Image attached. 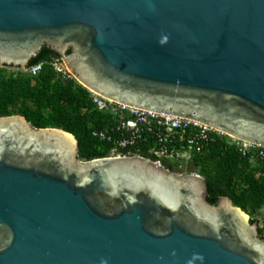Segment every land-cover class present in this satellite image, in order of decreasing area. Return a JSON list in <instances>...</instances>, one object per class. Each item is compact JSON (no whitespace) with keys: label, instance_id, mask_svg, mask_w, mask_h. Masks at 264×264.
Masks as SVG:
<instances>
[{"label":"water","instance_id":"95a60500","mask_svg":"<svg viewBox=\"0 0 264 264\" xmlns=\"http://www.w3.org/2000/svg\"><path fill=\"white\" fill-rule=\"evenodd\" d=\"M44 46L102 97L264 147V0H0V65ZM78 155L0 117V264H264L258 223L203 176Z\"/></svg>","mask_w":264,"mask_h":264},{"label":"trees","instance_id":"16d2710c","mask_svg":"<svg viewBox=\"0 0 264 264\" xmlns=\"http://www.w3.org/2000/svg\"><path fill=\"white\" fill-rule=\"evenodd\" d=\"M60 57L44 46L29 65L42 62L35 76L25 73H0V117L21 114L35 128H59L75 135L79 144L78 157L83 161L109 155L111 144L93 136L96 129H110L114 117L99 110L88 89L76 79L62 78L51 62ZM141 155L149 157V144H142ZM190 168L204 177L207 201L215 204L220 197H229L236 206L249 213L257 222L259 235L264 237L257 219L264 210V161L244 156L227 136H216L202 152H192ZM180 161H166L165 168L183 172ZM188 172H192L189 170Z\"/></svg>","mask_w":264,"mask_h":264},{"label":"built area","instance_id":"2783aa9c","mask_svg":"<svg viewBox=\"0 0 264 264\" xmlns=\"http://www.w3.org/2000/svg\"><path fill=\"white\" fill-rule=\"evenodd\" d=\"M54 70L65 79L74 78L61 57H56L51 62ZM43 68V63L28 65L25 68L0 65V73L21 72L35 76ZM12 70L10 72L9 70ZM95 106L106 111L114 117V124L110 129H96L93 136L100 141L111 144L109 155L114 156H142V144H149L150 160L157 166L165 168V160L180 163L191 159L192 152H202L213 142L216 136H227L223 132L205 125L196 120L177 117L168 114L152 112L114 102L89 91ZM244 156L252 160L264 161V147L254 143L229 137ZM144 157V156H142ZM178 168L182 170V165ZM166 169V168H165ZM184 173V170H183Z\"/></svg>","mask_w":264,"mask_h":264},{"label":"rangeland","instance_id":"374dc122","mask_svg":"<svg viewBox=\"0 0 264 264\" xmlns=\"http://www.w3.org/2000/svg\"><path fill=\"white\" fill-rule=\"evenodd\" d=\"M10 72H12V70H9ZM187 157H184V162H182V170H184V173H197V170H194L192 168H190L189 163H187ZM172 161L174 162L175 160L172 159ZM189 170H191L192 172H188ZM257 219L260 221V224L262 225V221L264 220V210L262 211L261 215L257 216Z\"/></svg>","mask_w":264,"mask_h":264}]
</instances>
